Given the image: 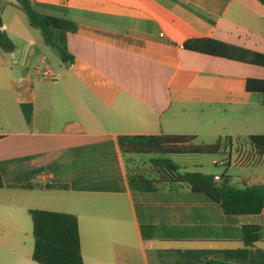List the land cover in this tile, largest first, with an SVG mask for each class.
<instances>
[{
	"label": "crops",
	"instance_id": "obj_1",
	"mask_svg": "<svg viewBox=\"0 0 264 264\" xmlns=\"http://www.w3.org/2000/svg\"><path fill=\"white\" fill-rule=\"evenodd\" d=\"M0 1L1 31L14 47L0 52V176L6 186L41 187L0 189V264H36L30 210L75 215L84 264H264V208L228 216L182 184L131 191V158L117 145L120 136L211 144L264 134L263 97L246 90L247 79L264 80V67L183 48L210 39L264 55L262 4L32 0L39 13L76 25L65 36L73 61L62 63L16 1ZM44 67L59 77L44 80ZM233 154L237 168L263 159L244 148L221 164L229 166ZM169 159L181 174L224 176L204 173L196 156ZM160 172L151 165L144 173L157 181ZM244 183L264 185V173L229 181ZM51 184L69 188H43ZM245 225L260 227L259 241L245 260L225 261L224 252L244 247Z\"/></svg>",
	"mask_w": 264,
	"mask_h": 264
},
{
	"label": "trees",
	"instance_id": "obj_2",
	"mask_svg": "<svg viewBox=\"0 0 264 264\" xmlns=\"http://www.w3.org/2000/svg\"><path fill=\"white\" fill-rule=\"evenodd\" d=\"M31 28L39 30L44 44L52 47L62 63L72 62V56L67 52L65 36L75 33L76 25L64 18L53 17L39 13L32 0H15ZM264 6V0H257ZM0 1V52L12 53L14 47L1 31ZM185 50L195 51L211 56L264 67V55L242 48L230 46L210 39L189 40L183 44ZM246 90L262 95L264 106V80L247 79ZM194 136H120L117 145L120 154L150 155L152 167L160 172L158 180L150 179L143 172L127 170V182L131 191L155 192L160 184L186 185L191 192L204 195L211 203L218 205L228 216H256L264 208V185L243 184L237 188L229 185V177L222 176L220 183L213 182V177L199 173H179L178 166L167 156L176 155H217L226 154L230 157L234 151L248 149L258 158L264 157V134L247 138H217L213 144H196ZM30 190L40 186L20 185L6 186L0 176V189ZM47 190H67L68 185L51 184L43 187ZM31 226L33 249L31 259L36 264H84L81 254V244L78 221L75 215L51 212L45 210H30L28 212ZM260 227L245 225L241 227V239L244 247L239 250L223 253L224 260L243 261L249 255V248L259 241ZM212 264H225L216 262Z\"/></svg>",
	"mask_w": 264,
	"mask_h": 264
},
{
	"label": "rangeland",
	"instance_id": "obj_3",
	"mask_svg": "<svg viewBox=\"0 0 264 264\" xmlns=\"http://www.w3.org/2000/svg\"><path fill=\"white\" fill-rule=\"evenodd\" d=\"M223 138V137H222ZM216 140H214L215 142ZM213 144V143H211ZM193 156V155H187ZM196 158L202 162V166L204 168V173H217L219 175H224L229 177V180L239 182L242 177L248 176H261L264 173V157L261 161H258L256 166H242L241 168H237L235 166V157L234 154L231 156L230 165L223 166L221 162H225L224 159L227 158L226 154H217V155H194ZM131 158V161L128 164V169L130 172H147L148 168H151V160L154 159V156L150 155H127L126 159ZM226 157V158H225ZM166 158L169 159V156ZM215 160L220 162L216 167H213L212 161ZM224 160V161H223ZM228 161V159H226ZM232 186L231 184H229Z\"/></svg>",
	"mask_w": 264,
	"mask_h": 264
},
{
	"label": "built area",
	"instance_id": "obj_4",
	"mask_svg": "<svg viewBox=\"0 0 264 264\" xmlns=\"http://www.w3.org/2000/svg\"><path fill=\"white\" fill-rule=\"evenodd\" d=\"M39 74H40L41 78H43L46 81H54L59 77V75L56 72H54L53 70H51L48 67L42 68L39 71ZM221 181H222V179L219 176L213 177V182L220 183Z\"/></svg>",
	"mask_w": 264,
	"mask_h": 264
}]
</instances>
